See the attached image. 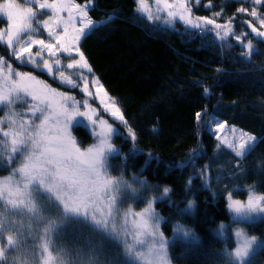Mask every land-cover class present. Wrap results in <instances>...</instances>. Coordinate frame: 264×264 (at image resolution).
<instances>
[{"label": "snow or ice", "instance_id": "6c2138e0", "mask_svg": "<svg viewBox=\"0 0 264 264\" xmlns=\"http://www.w3.org/2000/svg\"><path fill=\"white\" fill-rule=\"evenodd\" d=\"M154 2L155 14L147 0H134L135 10L147 13L148 20L170 26L179 21L185 35L212 32L221 41L235 36L238 42L248 35L235 33L236 14L223 23L217 22L222 12L211 17L194 16L193 5L199 6L201 0ZM249 2L259 6L264 0ZM24 3L27 6L18 0H0V18L6 17L7 21L6 27L0 28V47L8 52V58L0 55V170L8 173L0 176V237L8 233L0 242V264H171L170 245L175 247L179 241L196 246L201 238L192 228L171 223L156 211L157 203L174 206L170 187L164 186L162 193L148 198L141 193L159 186L150 185L140 175L132 174L129 181L109 171L110 159L122 155V150L112 143L119 129L103 119L89 100L98 99L103 112L127 128L131 141H135L136 133L116 98L110 96L98 77L93 75L89 80L87 75L93 69L79 45L97 23L89 16L94 0L81 3L24 0ZM204 7L210 10L211 0ZM45 11L46 18L39 19L38 15ZM237 13L254 18L259 27L252 20L241 24H246L255 37L264 39V31L260 30L264 28V15L257 7H240ZM41 28L47 38H39ZM244 47L246 59L259 54L251 40ZM62 55L70 58L66 68L77 70V79L61 70ZM13 58L19 67H14ZM25 67L32 71L20 70ZM35 72L49 76L70 91L79 89L84 98L78 100L69 92L58 90ZM203 94L210 96L211 88L203 87ZM201 115L202 112L196 113L197 122ZM77 118H83L92 128L98 126L93 144L86 148H81L72 134ZM213 123L212 134L217 141L214 152L224 148L242 160L255 148L258 137L234 126L229 128L226 121L221 122L215 116L204 121L210 130ZM146 155L145 167L153 159L158 165L161 163L155 154ZM204 155L205 149L197 147L184 160L170 162L165 168L183 171L191 166L192 175L186 188H191L194 178H200L208 187L207 182L212 179L208 175L209 165L205 164L203 170L196 168L197 160ZM123 160L127 162L126 155ZM255 187L247 189L246 201L233 199L232 192L227 193L226 208L233 223L264 217V195L256 194ZM129 199L143 202L144 206L139 210L131 205L122 207ZM194 208V202L188 201L185 208L176 210L184 215L192 214ZM162 223H171V238L164 235ZM70 225L77 228L84 225L88 232H79L69 241L66 233ZM211 231L214 237L223 239L231 229L220 223ZM29 239L34 241L32 245L28 244ZM234 242L236 246L230 251L225 241V247L217 254L225 264H250L260 241L237 228ZM105 243L111 244V252L106 250ZM10 249L13 255H9Z\"/></svg>", "mask_w": 264, "mask_h": 264}, {"label": "trees", "instance_id": "16d2710c", "mask_svg": "<svg viewBox=\"0 0 264 264\" xmlns=\"http://www.w3.org/2000/svg\"><path fill=\"white\" fill-rule=\"evenodd\" d=\"M207 3L209 0H203V5ZM211 3L206 12L210 17L222 12L218 21L236 14L235 33H248L242 42L232 38L217 40L212 32L185 35L180 25L164 27L135 10L134 0H94L89 16L97 23L80 43L93 74L119 102L136 133L135 141H131L125 135L127 130L119 129L114 141L121 147L122 155L110 159L111 175L131 179L132 174H140L143 168L141 176L152 186H159L153 188L154 193L159 194L164 186L173 190L170 198L174 206L169 207L166 202L157 205L163 216L171 223L192 228L201 238L196 246L179 241L175 247L170 245L172 264H225L217 253L225 247V241L228 249L233 242L214 237L211 230L230 220L225 207L227 193L232 192L234 199H246V190L255 185L254 191L264 195V39L255 37L246 24H241L248 20L257 24L254 18L237 13L240 7H257L264 15V3L259 6L249 0H211ZM204 11L198 9L196 14L205 15ZM46 15L47 11L38 18ZM6 23L0 18V28L6 27ZM40 35L47 38L42 29ZM249 38L254 39L253 46L259 54L246 59L244 45ZM0 51L7 52L4 47ZM202 86L210 87L212 94L205 96ZM197 112H202L199 122L195 119ZM211 115L258 137L255 148L242 160L226 149L214 152L217 141L204 124ZM78 131L84 135V146L88 145L93 134L82 125ZM199 144L205 149L204 159L208 158L211 189L198 186V178L192 179L191 188H186L188 168L183 169L184 173L165 168L175 157L183 160ZM148 153L158 156L161 163L158 165L153 159L145 167ZM7 174L0 170V176ZM192 197L194 212L180 215L177 207L185 208ZM141 206L138 203L137 207ZM171 223H163L168 238L172 237ZM235 224L264 238V218ZM79 232L87 233L88 229L84 225L78 228L70 225L67 239L74 240ZM105 248L112 251L109 243H105ZM13 254L10 249L9 255ZM250 264H264V245L252 255Z\"/></svg>", "mask_w": 264, "mask_h": 264}, {"label": "rangeland", "instance_id": "374dc122", "mask_svg": "<svg viewBox=\"0 0 264 264\" xmlns=\"http://www.w3.org/2000/svg\"><path fill=\"white\" fill-rule=\"evenodd\" d=\"M147 2H148V4L151 6V10H152V12L155 14V13H156V5H155L154 0H147ZM18 3H20V4L24 5V6H27L25 3H21L20 1H18ZM204 5H205V4H204ZM204 5H203V0H201V3H200L199 6H195V5H193V15H194V16H208V17H210V16L207 14V12H206V8L204 7ZM33 6H34V5H33ZM201 8H204V10H205V11H204V12H205V15H198V14H196V10L201 9ZM139 13H141V12H139ZM141 14L144 15V16L147 18V13H141ZM161 15L163 16V14H161ZM3 18L6 20V17H3ZM93 21H94V20H93ZM150 21L155 22V23H158V24H160V25H162V26H164V27H169V28H176V27H178V26L180 25L181 28L184 30L183 25H182L179 21H177V22L174 24V26H170V25L165 24V23H162V22H160V21H153V20H150ZM233 21H236V20L234 19ZM94 22H97V21H94ZM217 22H218V23H223L224 21H218V19H217ZM95 25H96V23H95ZM257 26L259 27L258 22H257ZM41 29H42V28H41ZM42 30H43V29H42ZM260 30H261V31H264V28H260ZM250 32H251V29H250ZM207 33H211V32H207ZM237 35H238V34H237ZM253 35H254V34H253ZM38 36H39V38H46V37L40 35V33L38 34ZM215 38H216V37H215ZM229 38H232V39H234V41H235V36H229ZM229 38H228V39H229ZM216 39L219 40L218 38H216ZM249 40H251L252 43H253V40H254V39H250V38H249L248 41H249ZM80 43H81V42H80ZM79 47H80V45H79ZM34 51H35V48H34ZM0 55H3V56H5V58H8V52L4 53V52L0 51ZM60 58H61V60H62L61 70H64L67 74L72 75L74 79H77V70H69V69L66 68V64L69 62L70 58L67 57L66 55H62ZM11 62L13 63L14 67H19V66L16 64L14 58L12 59ZM20 70H23V71H32V69H31V68H28V67L21 68ZM34 74L38 75L40 79H44V80H46V81H47L48 83H50L53 87L58 88V90H60V91H65V92H69L70 95H74V96H76V98H77L78 100L84 98L83 94L80 92L79 89H72V90L70 91L68 87H61V85H60L58 82L52 80V79H51L49 76H47V75H45L46 77H44V76H42V75H39V74H41V73H39V72H35ZM43 75H44V74H43ZM87 75H88L89 80H91V79H92V76H93L94 74L92 73V74H87ZM94 76H95V75H94ZM95 77H96V76H95ZM99 81H100V79H99ZM77 82L80 83L79 80H78ZM100 83L102 84L101 81H100ZM103 86H104V85H103ZM90 87H91V86H90ZM104 88H105V87H104ZM105 89H106V88H105ZM93 90H94V89H93ZM106 90H107V89H106ZM107 92H108V91H107ZM108 93H109V92H108ZM109 94H110V93H109ZM110 96H111V95H110ZM111 97H112V96H111ZM89 102L92 104V106H93L94 108H97L99 115H100L103 119H106L109 123L113 124V127H114V128H117V129L123 128V129L127 130V128H126L125 126L121 125L118 121H114V119L110 117V114L103 112V110H102V105L100 104V102H99L98 99H90ZM210 117H212V115H211ZM210 117H208V119H209ZM216 118H217V117H216ZM217 119H218L219 121H221V122H224L223 120H221V119H219V118H217ZM79 125H82V126L86 127L87 130H88V132H89L90 134H91V133L94 134L96 131H98V126H97L96 128H92V127L86 122V120H84L83 118H77V122L75 123V126L72 128V134H73V136L76 138V140H77V142L79 143L80 147H81V148H86V147H88V146H90V145L93 144V142H94V136H93V139L90 141V143H89L88 145L84 146V140H85V138H84V135L81 134V133L78 131V126H79ZM227 126H228L229 128H230V127H233V125H230V124H228V123H227ZM234 127H236V126H234ZM236 128H238V127H236ZM207 129H208L209 132L212 134V131L215 130V124H214V123L212 124V129H211V130H210L208 127H207ZM238 129H239V128H238ZM92 134H91V135H92ZM120 135L123 136L122 134H120ZM125 135L127 136V134H125ZM212 135H213V134H212ZM222 135H223V133H222ZM227 135L231 138V133H230V132L227 133ZM114 138H115V136L113 137L112 143L114 144V146L119 147V148L121 149V147H120V146L114 141ZM198 147H202V145L199 144ZM221 150H225V149H224V148H221ZM186 157H187V156H186ZM186 157H185V158H186ZM185 158H184V159H185ZM206 158H207V157H206ZM181 159H182V158L175 157V159H174L172 162L179 161V160H181ZM184 159H183V160H184ZM207 159H208V158H207ZM207 159H204V156H203L201 159L197 160V162H196V168L199 169V170H203V169H204V165H205L206 163H208V162H207V161H208ZM201 162H202V163H201ZM187 168H188V170H189V176H191V175H192V168H191V166H189V167H187ZM174 171H175V172H183V173H184V171H180V170H177V169H174V168H173V169H172V172H174ZM136 175H140L141 179H146L145 177L141 176V173H140V174L138 173V174H136ZM208 175L210 176V173H209V167H208ZM210 177H211V176H210ZM124 179H125V180H129V181H131V179H126V178H124ZM147 181H148V180H147ZM198 181H199L198 186H201V187L203 188V190H205L206 188H208V189H211V188H212V187H211V184H210L211 179L207 182L208 187H205V183L202 182L200 178H198ZM148 183L151 185V183H150L149 181H148ZM218 185H219V184H218ZM133 187H138V186H137V185H133ZM237 188H239V187H237ZM246 191H247V190H246ZM160 193H162V191H161ZM256 194H257V193H256ZM141 195H146L148 198H152V197H154V196H156V195H158V194L154 193V189H152L151 191L142 192ZM211 198H212V197H211ZM212 199H215V198H212ZM233 199H234V198H233ZM246 199H247V198H246ZM246 199H240V198H238V200H241V201H246ZM189 201L194 202V201H195V200H194V197H192V199L190 198ZM138 203H139V204H142V206H141L140 208H142V207L144 206L143 202H140V201H138V200H134V199H129V200H127V202H126L125 204L122 205V207L126 208V207H128L129 205H131V206H134V207L136 208V210H139L140 208L137 207ZM157 205H158V203L155 205L156 211L159 212V214H160L162 217H164L163 214L159 211ZM225 207H226V204H225ZM194 210H195V208H194ZM226 211H227V213H228V215H229L228 210H226ZM229 218H230V220H226V221L221 222V223L230 226L231 231L228 232V233H225L224 240H227V241H228V240H232V242H233V247H230V248H229V250L231 251V250H233V249L235 248V246H236V245H235V242H234V232H235V230H236L237 228H243L244 231H245L250 237H251V236H254V235L249 234V233L246 231V229H245L243 226H241L240 224H235V223H233L232 220H231L230 215H229ZM262 218H264V217H262ZM16 219H19V217H16ZM255 221H257V220H255ZM244 222H253V221H244ZM219 224H220V223H219ZM217 226H218V225H217ZM217 226H216V228H217ZM185 227H187V226H185ZM216 228H215V229H216ZM161 230L164 232L163 223L161 224ZM7 234H8V233L5 232V233L3 234V237H0V242H3V240H4V238H6ZM164 235L167 237V235L165 234V232H164ZM255 237H257V239L260 241V243H259V244L257 245V247H256V250H257V249L261 248V247L264 245V239H262V237H259V236H255ZM33 242H34V241L31 240V239L28 240V244H32ZM256 250L253 252V254L256 252ZM253 254H252V255H253ZM169 256H170V255H169ZM171 264H172V262H171Z\"/></svg>", "mask_w": 264, "mask_h": 264}]
</instances>
